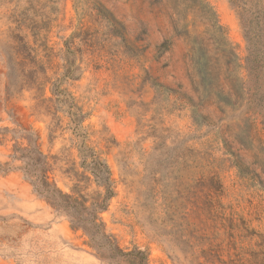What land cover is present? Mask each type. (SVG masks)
<instances>
[{
	"label": "rangeland",
	"instance_id": "1",
	"mask_svg": "<svg viewBox=\"0 0 264 264\" xmlns=\"http://www.w3.org/2000/svg\"><path fill=\"white\" fill-rule=\"evenodd\" d=\"M205 1L244 65L234 8ZM195 3L0 0V264H137L107 240L146 264H264V175L237 130L249 116L220 101L241 93L209 39L220 78L197 76L182 34L209 38ZM262 111L249 122L264 139ZM91 154L111 172L104 209Z\"/></svg>",
	"mask_w": 264,
	"mask_h": 264
},
{
	"label": "trees",
	"instance_id": "2",
	"mask_svg": "<svg viewBox=\"0 0 264 264\" xmlns=\"http://www.w3.org/2000/svg\"><path fill=\"white\" fill-rule=\"evenodd\" d=\"M228 1L237 14L246 41L247 55L244 65L238 62L235 49L228 41L224 27L219 23L215 11L205 0H197L194 8L205 25L204 35L209 37L207 38V42H204V37L190 36L187 31H183L182 34L185 35V39L190 46L188 50L189 59L193 63L201 82L209 79L218 81L220 78V72L215 71V65H213L212 57L209 54L208 39L211 41L212 48L223 60L224 73L227 75L226 78L230 82L232 90H234V93H237L235 85L238 84L239 92L241 93L239 100L231 99L228 93L220 101L225 106L242 111V113L248 114L250 117V115L261 114L264 109V0ZM185 18L183 16L181 19ZM236 68L244 69L246 72L245 75L241 77L236 75ZM194 114V116L206 120L200 113L194 111ZM249 117L244 118L242 124H237L239 141L242 147L246 146L252 149L255 156L253 164L261 166V175H264V139L257 137L254 133L256 127L253 123L249 122ZM254 141L256 142L255 145L253 144ZM225 146L232 157L233 165L237 168L241 177H250L249 169L241 161L239 155L232 151L227 143H225ZM82 165L96 177L98 183L103 187L104 195L102 196L101 203L97 205V208L104 209L106 201L113 195V181L111 179L110 169L107 163L98 159L95 154H91L88 161L84 159ZM210 177L218 176L214 171H211ZM44 182L46 186H49L45 180ZM258 184L264 189V180L259 179ZM52 190L58 193L60 197L59 202L53 201L54 205H61L63 208L73 209L78 213L88 211L91 214L90 221L96 224L94 221L96 217L94 215V208L86 207L84 203H80L69 195L61 193L58 189L53 188ZM260 236L264 241V235ZM106 244L117 255H131L135 257L137 264H146L145 255L141 251L124 252L111 240H107Z\"/></svg>",
	"mask_w": 264,
	"mask_h": 264
}]
</instances>
